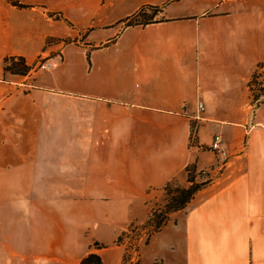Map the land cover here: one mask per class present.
<instances>
[{
  "label": "crops",
  "instance_id": "obj_1",
  "mask_svg": "<svg viewBox=\"0 0 264 264\" xmlns=\"http://www.w3.org/2000/svg\"><path fill=\"white\" fill-rule=\"evenodd\" d=\"M239 8L0 0V77L8 57L50 63L24 76L41 95L8 97L18 106L0 113V264L90 252L128 264L119 233L144 219L148 195L188 187V166L199 189L154 236L161 259L138 264H264V94L248 124L234 120L264 52ZM215 133L228 158L209 148Z\"/></svg>",
  "mask_w": 264,
  "mask_h": 264
},
{
  "label": "rangeland",
  "instance_id": "obj_2",
  "mask_svg": "<svg viewBox=\"0 0 264 264\" xmlns=\"http://www.w3.org/2000/svg\"><path fill=\"white\" fill-rule=\"evenodd\" d=\"M248 10L251 12L250 15H254L256 17V25L254 26H256L257 52H264V0H240L239 11L247 12ZM135 20L144 22L146 17H141ZM132 21L133 19H130L127 24L131 23ZM51 42L56 44L58 40L51 39ZM65 42L66 41H64V43ZM48 58L49 57L46 55H40L31 66L27 65L22 57H8L5 59L3 67L4 72L0 77V113L1 111L5 110L7 106H13L14 108L18 106L17 103L8 105L5 102L7 101L8 97L23 96L33 93L41 95L40 92H34L32 90L33 88H30V79L25 78L24 76L27 73L31 74L36 69L40 68L39 65L47 61ZM19 59L23 60L24 65L22 64L21 66H15L16 68L13 70L5 69L6 65H13L11 64L12 60L17 62ZM200 62V55H197L193 58V65L197 66L200 64ZM248 85L249 102L246 104H240L239 110L237 112L238 116H236V119H234L236 122H245L246 124H248L256 108L261 103L260 101H262L261 99L264 94L263 61L257 63L256 74L255 72L253 73ZM256 99L259 100L256 101ZM195 125V122H193V127ZM226 153H228V151ZM219 158H228V156ZM170 185L171 186L168 188V190L167 187H164L163 189H160L158 193L154 195H148L145 200L144 219L138 222L131 221L119 233L116 244L123 246V259H127L128 264H138L139 259H161V257H158V255H152L151 249L154 242V236L160 230L165 229V226L172 223L173 212L175 210H168L167 208L169 205V199L172 196V192L169 191H173L176 187L183 188V186L174 183H171ZM159 220L160 222L157 224L156 222ZM156 263L159 264L160 260H156Z\"/></svg>",
  "mask_w": 264,
  "mask_h": 264
},
{
  "label": "trees",
  "instance_id": "obj_3",
  "mask_svg": "<svg viewBox=\"0 0 264 264\" xmlns=\"http://www.w3.org/2000/svg\"><path fill=\"white\" fill-rule=\"evenodd\" d=\"M23 63L24 62L22 59H19L17 62H14L12 60L11 64H13V65H6L5 69L6 70L7 69L13 70L17 66H21ZM12 72H14V71H12ZM16 73H18V72H16ZM190 168L191 167L188 166L187 171H188V179H189V181H191V184L186 188L185 187H183V188L176 187L173 191H171V190L169 191V192H172L171 193L172 196L170 197L169 202H168V204H169L167 206L168 210H173V211L175 210L176 211V210L182 208L185 205V203L196 192V190L199 189L200 184L194 182L193 179L191 178ZM170 186H171L170 184H167L165 187H167V190H168V188ZM159 222H160V220L157 221L156 223L159 224ZM78 264H102V261H101V258L98 254H96L94 252H90V253L86 254L85 256H83Z\"/></svg>",
  "mask_w": 264,
  "mask_h": 264
},
{
  "label": "built area",
  "instance_id": "obj_4",
  "mask_svg": "<svg viewBox=\"0 0 264 264\" xmlns=\"http://www.w3.org/2000/svg\"><path fill=\"white\" fill-rule=\"evenodd\" d=\"M50 65L49 62L45 61L39 65L41 69H45ZM259 99H256L258 101ZM205 109V105L202 103L201 100H197L195 103V110H196V117H199L200 113L203 112ZM210 149L214 151V153L218 157H225L228 156L227 150L222 145V138L219 133L213 134L211 141H210Z\"/></svg>",
  "mask_w": 264,
  "mask_h": 264
}]
</instances>
